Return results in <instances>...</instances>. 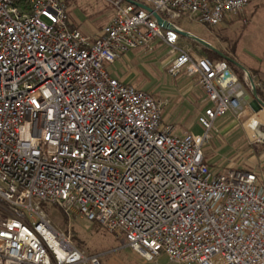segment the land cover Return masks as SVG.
Here are the masks:
<instances>
[{
  "label": "built area",
  "instance_id": "1",
  "mask_svg": "<svg viewBox=\"0 0 264 264\" xmlns=\"http://www.w3.org/2000/svg\"><path fill=\"white\" fill-rule=\"evenodd\" d=\"M105 1L113 14L89 40L68 28L58 0H0V264H100L51 223L42 199L117 231L145 260L264 264V184L249 168L212 170L201 150L217 117L241 112L243 84L225 60L178 44L173 22L213 27L250 0ZM152 42L172 54L169 77L200 85V133L174 135L165 99L107 71Z\"/></svg>",
  "mask_w": 264,
  "mask_h": 264
},
{
  "label": "rangeland",
  "instance_id": "2",
  "mask_svg": "<svg viewBox=\"0 0 264 264\" xmlns=\"http://www.w3.org/2000/svg\"><path fill=\"white\" fill-rule=\"evenodd\" d=\"M58 1L64 7L67 26L75 25L82 34L90 37L89 40L93 39V35L113 14L111 4L105 0ZM249 3L243 12L213 27L184 17L173 21L182 31L205 40L214 48L219 47L224 56L233 61L228 62V66L237 77L236 71H241L238 79L243 84L246 95L250 92L249 82L238 61L244 64L264 63V55L260 52L264 45V30L257 27V22L260 25L264 22L256 8L252 13L253 6ZM178 44H187L194 49L200 47L191 38L181 35ZM232 49L234 50L230 53ZM254 56L261 58L262 63L257 62ZM171 58L172 54L166 45L152 42L146 48L130 49L105 67L110 74L125 76L131 80L132 85L138 86L151 96L165 99L162 121L172 125L174 135L181 136L185 132L200 133L202 129L196 123V116L205 104L203 92L194 77L186 78L183 73L176 78L167 75L166 68ZM247 73L251 74L249 71ZM253 121L257 123V128L251 127ZM257 133H264V109L256 112L245 102L238 114L226 113L214 120L209 129V138L202 144L203 160L212 170L217 171L226 166L250 169L251 157L257 153L254 151V144H264ZM38 206L57 229L69 234L71 242L80 250L86 254L99 253L98 259L101 263L108 256L123 255L127 250L133 252L125 247L121 234L106 230L95 220L83 216L67 218L54 202L48 200H39Z\"/></svg>",
  "mask_w": 264,
  "mask_h": 264
},
{
  "label": "crops",
  "instance_id": "3",
  "mask_svg": "<svg viewBox=\"0 0 264 264\" xmlns=\"http://www.w3.org/2000/svg\"><path fill=\"white\" fill-rule=\"evenodd\" d=\"M249 2H250L249 4L253 6L252 13L255 12L254 8H256L258 10L257 13H258L260 19L264 22V0H250ZM109 20H108V22H109ZM257 27H258V29L264 30V24L260 25V22H257ZM180 30H182V29L180 28ZM154 43H158V42H154ZM263 44H264V42H263ZM215 49L221 50L219 47L215 48ZM234 49L230 50V53H232V51ZM196 50L201 52V53H204L206 55L205 51L203 50V46L200 45L199 49H196ZM128 51H126V52H128ZM126 52H124V53H126ZM260 52L264 55V45H262V49L260 50ZM123 54H120L115 60L121 58L123 56ZM254 58H255V56H254ZM233 59H235V58H233ZM255 59L257 62L262 63L261 58L259 59L257 57ZM238 62L243 66V69L246 72H248V71L251 72V74H249V75L251 76V78L254 82H257L260 85H262V87H264V63L263 64H255V63L244 64L243 62H240V61H238ZM110 75H112V74H110ZM112 76L116 77L118 80H120L122 82H125V83L132 85L131 80L126 79L125 76H121V75H119V76L112 75ZM186 78H189V77H186ZM190 78H192V77H190ZM133 86L138 87L136 85H133ZM258 90L261 91V93H262L261 95L264 96L263 90H261V89H258ZM257 97L260 99V97L258 95H257ZM246 104H248L256 112L260 111V109H261V108L257 107V105H256V103H255V101L251 95V92L247 93ZM161 118H162V114H161ZM255 147H256V149H255ZM254 151H256L257 153L253 154V156L251 157V161H250L251 168L250 169L255 171L258 179L264 184V144L260 145V144L255 143L254 144ZM125 247L128 248L129 250L133 251L128 246H125ZM99 255L100 254L98 253L97 257ZM100 264H180V263L173 261V260H168L164 254H158L157 256L153 257L151 260H145L135 251L129 252L127 250V252L123 255H112V256L106 257V259L102 263L100 262Z\"/></svg>",
  "mask_w": 264,
  "mask_h": 264
},
{
  "label": "water",
  "instance_id": "4",
  "mask_svg": "<svg viewBox=\"0 0 264 264\" xmlns=\"http://www.w3.org/2000/svg\"><path fill=\"white\" fill-rule=\"evenodd\" d=\"M138 5H139L141 8L145 9L146 11L150 12L151 16H152V17L155 19V21H156L158 24H160L161 26H163V27H169V26H170V23H167L166 21H164L163 19H161V17H160L155 11H153L151 8H149V7H147V6L143 5V4H138ZM176 31H177V33H178L179 35L189 37V38H191L192 40H194L195 42H197L199 45H201V46H203V47H205V48L211 49V50H213V51L218 52V50H216L214 47H212V46H211L209 43H207L206 41H204V40H202V39H200V38H198V37H196V36H194V35H191V34H189L188 32L182 31V30H180V29H177ZM218 53H219V52H218ZM219 55H220L223 59H225V60H227V61H229V62H233L231 59H229L228 57L222 55L221 53H219ZM236 65H237V64H236ZM239 66H240V65H239ZM241 68H242V67H241ZM244 71H245V70H244ZM245 74H246L247 80H248V82H249L251 95H252V97H253V99H254V101H255L257 107H258V108H261V109H264V103H263V102L257 97V95H256V91H255L254 83H253V80H252L251 76H250L246 71H245ZM257 126H258V125H257V123L255 122L254 125H253V127L257 128ZM251 129H252V128H251ZM257 135H258V133H257ZM258 137H259V136H258ZM261 140H263V139L261 138ZM263 141H264V140H263Z\"/></svg>",
  "mask_w": 264,
  "mask_h": 264
},
{
  "label": "trees",
  "instance_id": "5",
  "mask_svg": "<svg viewBox=\"0 0 264 264\" xmlns=\"http://www.w3.org/2000/svg\"><path fill=\"white\" fill-rule=\"evenodd\" d=\"M68 28L69 29H77L76 26L73 25V24H69L68 25ZM203 50L205 51L207 57L210 58V59H223L219 55V53H221L222 55H224V53L221 50H218L219 53L216 52V51H213L211 49L205 48V47H203ZM223 60H225V59H223ZM225 61L227 62V64H229L228 63L229 61H227V60H225ZM236 73H237L238 77L240 78L241 77V71H239V72L236 71ZM256 95H258L260 97V99L262 100V102L264 103V96L261 95V93L258 91L257 88H256Z\"/></svg>",
  "mask_w": 264,
  "mask_h": 264
},
{
  "label": "bare ground",
  "instance_id": "6",
  "mask_svg": "<svg viewBox=\"0 0 264 264\" xmlns=\"http://www.w3.org/2000/svg\"><path fill=\"white\" fill-rule=\"evenodd\" d=\"M255 121H253L251 127L253 128ZM258 136L264 140V133H258Z\"/></svg>",
  "mask_w": 264,
  "mask_h": 264
}]
</instances>
